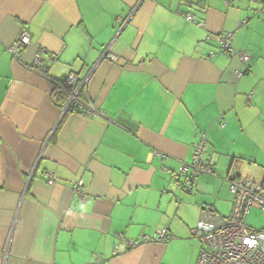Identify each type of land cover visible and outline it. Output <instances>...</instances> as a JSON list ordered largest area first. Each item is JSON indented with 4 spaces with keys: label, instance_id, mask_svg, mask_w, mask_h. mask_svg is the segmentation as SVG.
Instances as JSON below:
<instances>
[{
    "label": "crops",
    "instance_id": "1",
    "mask_svg": "<svg viewBox=\"0 0 264 264\" xmlns=\"http://www.w3.org/2000/svg\"><path fill=\"white\" fill-rule=\"evenodd\" d=\"M69 73L100 113L54 102ZM201 134L214 173L187 190L173 173ZM229 175L264 181V2L0 0V264H194L192 229L229 214Z\"/></svg>",
    "mask_w": 264,
    "mask_h": 264
},
{
    "label": "built area",
    "instance_id": "2",
    "mask_svg": "<svg viewBox=\"0 0 264 264\" xmlns=\"http://www.w3.org/2000/svg\"><path fill=\"white\" fill-rule=\"evenodd\" d=\"M254 1V0H250ZM264 2V0H259ZM257 12V9H253ZM186 20L193 21L194 15L187 13ZM199 25H203L200 21ZM233 33H221L217 37L218 50L229 53L232 49ZM29 42V36L22 32L18 39L9 47L10 56L18 61L20 59V47ZM212 55V52L209 53ZM240 59L247 61L248 54L240 53ZM112 59H114L112 57ZM34 70L41 73L38 56H34L31 65ZM54 85V93L61 91L66 98L63 103V112L70 109L86 115H95L99 110L82 96L86 80H80L74 73H69L61 80H51ZM207 142L204 134H201L194 143L190 162H180L177 170L173 173L174 178L184 177L185 183L190 187L192 178L199 174H211L212 164L206 157ZM48 184L54 183L53 174L45 172ZM228 190L233 198V204L228 216L221 217L204 211L195 228L192 229L202 243L199 256L195 264H264V227L255 229L245 223L246 213L250 208L264 211V181H253L238 175H229ZM74 191L81 196L83 193L81 182L74 185ZM166 229L157 231L152 236L143 235L139 239H127L125 244L128 249L135 248L143 243L161 242ZM117 252V246L114 253Z\"/></svg>",
    "mask_w": 264,
    "mask_h": 264
},
{
    "label": "trees",
    "instance_id": "3",
    "mask_svg": "<svg viewBox=\"0 0 264 264\" xmlns=\"http://www.w3.org/2000/svg\"><path fill=\"white\" fill-rule=\"evenodd\" d=\"M258 11V10H257ZM188 13H191V12H188ZM193 14V13H192ZM194 15V14H193ZM186 16V15H185ZM189 21V20H188ZM191 22H197V24H199V22L200 21H198V20H196V16L194 15V20L193 21H191ZM62 78H60V79H57V81L58 80H61ZM65 98H66V96H65V94L63 93V92H61V91H57V92H55V94H54V102L55 103H57L58 105H59V107H62L63 106V103H64V101H65ZM66 111H71L70 109H67ZM206 138V137H205ZM206 142H207V139H206ZM206 150H207V148H206ZM207 152V151H206ZM206 155V157H207V154H205ZM208 158V157H207ZM214 173V169H213V166H212V173L211 174H206V175H212ZM202 175V174H201ZM198 176V175H197ZM197 176H195V177H197ZM195 177L194 178H192L191 180V182H192V184H191V186L189 187L188 186V184H184V187H185V189H187V190H190L191 188H192V186H194V179H195ZM232 204H233V202H232ZM231 208H232V206H231ZM204 211H208V212H211L209 209L208 210H206V209H203V211H202V213L204 212ZM231 211V210H230ZM201 213V214H202ZM212 213V212H211ZM230 213V212H229ZM213 214V213H212ZM214 215V214H213ZM229 215V214H228ZM227 215V216H228ZM216 216H219V215H216ZM222 217V216H221ZM226 217V216H225ZM163 229V228H162ZM166 229V231H165V234H164V236L162 237V239H161V242H165L167 239H168V229L167 228H165ZM259 229H261V228H259ZM156 233V232H155ZM155 233H153V234H155ZM152 234V235H153ZM152 235H150V236H152ZM201 241V240H200ZM201 249V248H200ZM200 252V251H199ZM198 256H199V254H198ZM198 256H197V258H198ZM196 261H197V259H196ZM196 261H195V263H196ZM194 263V264H195Z\"/></svg>",
    "mask_w": 264,
    "mask_h": 264
},
{
    "label": "rangeland",
    "instance_id": "4",
    "mask_svg": "<svg viewBox=\"0 0 264 264\" xmlns=\"http://www.w3.org/2000/svg\"><path fill=\"white\" fill-rule=\"evenodd\" d=\"M242 173L251 174L249 170H243ZM201 175V174H199ZM198 175V176H199ZM254 178L259 179L260 176H255ZM245 223L255 229L264 227V211L257 208H250L245 216Z\"/></svg>",
    "mask_w": 264,
    "mask_h": 264
}]
</instances>
